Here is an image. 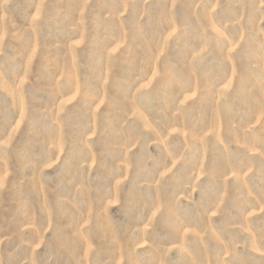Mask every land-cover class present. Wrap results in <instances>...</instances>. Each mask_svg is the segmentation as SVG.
Listing matches in <instances>:
<instances>
[{
  "label": "rangeland",
  "instance_id": "1",
  "mask_svg": "<svg viewBox=\"0 0 264 264\" xmlns=\"http://www.w3.org/2000/svg\"><path fill=\"white\" fill-rule=\"evenodd\" d=\"M0 264H264V0H0Z\"/></svg>",
  "mask_w": 264,
  "mask_h": 264
}]
</instances>
